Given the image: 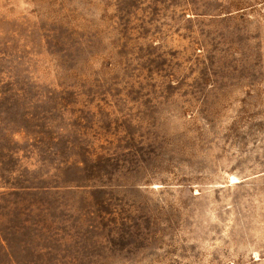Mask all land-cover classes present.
<instances>
[{"label":"rangeland","instance_id":"374dc122","mask_svg":"<svg viewBox=\"0 0 264 264\" xmlns=\"http://www.w3.org/2000/svg\"><path fill=\"white\" fill-rule=\"evenodd\" d=\"M0 264H264V0H0Z\"/></svg>","mask_w":264,"mask_h":264}]
</instances>
